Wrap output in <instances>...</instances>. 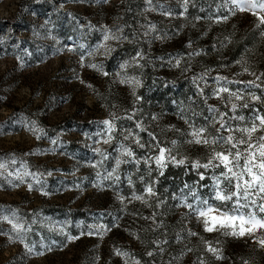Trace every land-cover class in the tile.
<instances>
[{
  "label": "rangeland",
  "instance_id": "1",
  "mask_svg": "<svg viewBox=\"0 0 264 264\" xmlns=\"http://www.w3.org/2000/svg\"><path fill=\"white\" fill-rule=\"evenodd\" d=\"M260 17L230 0H0V264H264L255 237L205 231L221 169L193 167L211 149L188 142L223 113L264 115ZM160 148L184 163L158 167Z\"/></svg>",
  "mask_w": 264,
  "mask_h": 264
},
{
  "label": "snow or ice",
  "instance_id": "2",
  "mask_svg": "<svg viewBox=\"0 0 264 264\" xmlns=\"http://www.w3.org/2000/svg\"><path fill=\"white\" fill-rule=\"evenodd\" d=\"M230 2L239 10L243 11L247 9L252 11L253 14H255L257 7L264 10V0H230ZM259 19L264 24V17H260ZM105 38L107 39L108 37ZM91 67L96 68L97 66L91 65ZM257 79H260V77H257ZM136 83L138 84V81ZM247 83L258 87V85H255V81H248ZM223 92H229V89L221 87L217 90V94ZM230 96L235 97L237 100L243 99L241 95L235 92L230 93ZM251 98L253 100L260 99L257 96H252ZM237 107L236 104L231 105L233 112L236 111ZM240 107L247 108L248 104H242ZM210 111L217 112L218 110L210 109ZM224 116H227V113L221 114L220 121H217L220 124V128L216 129V136L209 139L205 136L206 127H199L193 130L191 133L193 139L188 141L189 143L203 144L211 149L208 162L203 165L196 162L193 167L221 169L220 175L216 177L214 185L215 199L221 202V207H214L208 204L207 201H201V204L205 205V207L196 209V212L200 218H203L205 231L224 230L223 234L226 236L255 237L259 245L264 247V115L255 114L250 118V126L243 128H233L229 122L230 120H244L243 116L234 115L229 117L228 120H225ZM103 123L108 125V131L111 132L114 125L110 121H104ZM221 129L228 132L229 135H223ZM236 132H239L240 135H234ZM257 133L260 134L256 135ZM108 142V140L104 141V143ZM137 143L139 142L137 141ZM172 144L175 147L176 142L173 141ZM224 145H228L229 147L224 148ZM140 146L144 147V145ZM217 146H220L222 150L217 151ZM123 151L127 156H133L131 150L124 148ZM166 152L167 159L172 163H184L183 160L176 161L175 157L171 154L172 149L160 148L159 156L155 157L158 167L163 168L166 166L163 163L166 159ZM119 163L120 161H117V165ZM220 177H223L224 181H227L228 188L220 187V184L223 183ZM203 178V174H201V179ZM147 192L154 194L150 186L147 188ZM118 198L121 201L124 199L123 197ZM134 199L143 200V197L134 196ZM187 206L190 209L193 207L191 204ZM257 233H261V235H257ZM207 250L216 259H224L217 248L209 245ZM116 254L127 256V253H121L120 250H117ZM148 255L151 256L152 253L149 252Z\"/></svg>",
  "mask_w": 264,
  "mask_h": 264
}]
</instances>
